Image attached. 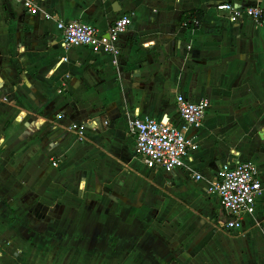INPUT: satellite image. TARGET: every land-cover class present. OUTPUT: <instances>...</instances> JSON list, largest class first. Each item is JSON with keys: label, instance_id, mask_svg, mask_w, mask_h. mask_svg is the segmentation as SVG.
I'll use <instances>...</instances> for the list:
<instances>
[{"label": "crops", "instance_id": "obj_1", "mask_svg": "<svg viewBox=\"0 0 264 264\" xmlns=\"http://www.w3.org/2000/svg\"><path fill=\"white\" fill-rule=\"evenodd\" d=\"M35 1L101 33L135 14L114 65L87 47L65 50L55 21L0 0V264H73L77 245L63 247L68 237L79 244L87 236L96 258L122 256L118 264H264V24L234 23L216 10L250 2ZM195 11L200 26L183 28L182 17ZM178 95L210 102L203 126L188 132L200 148L183 169L150 171L135 154L129 122L179 123ZM73 123L86 124V141L69 132ZM99 153L108 172L120 170L116 179L99 167ZM226 161L253 163L263 187L257 213L234 232L219 229L227 217L208 193ZM91 163L97 169L87 170ZM141 167L151 180L170 174L174 210L164 218L148 215L167 198L140 181ZM155 241L165 250L145 248Z\"/></svg>", "mask_w": 264, "mask_h": 264}, {"label": "built area", "instance_id": "obj_2", "mask_svg": "<svg viewBox=\"0 0 264 264\" xmlns=\"http://www.w3.org/2000/svg\"><path fill=\"white\" fill-rule=\"evenodd\" d=\"M21 4L31 16L41 13L47 21H55L61 34V45L65 50L87 47L94 54H108L118 65L121 49L118 45L134 20V12H128L116 19L106 33H101L95 26L82 21L65 22L57 14L42 11L35 0H14ZM250 5L242 6L231 2L216 6L218 12L225 13L229 20L236 23L244 18L261 26L264 24V0H248ZM198 26V25H196ZM186 28V23H182ZM66 61V59H65ZM179 123L156 121L150 117H135L129 122L130 134L135 138V154L150 171L162 170L171 173L185 168V161L199 148V142L188 136L190 129L198 130L203 126L210 108L207 100L191 101L183 95L176 98ZM69 132L79 142L86 141L87 126L73 123ZM60 160H53V167H58ZM202 180L201 174H196ZM263 187L256 166L247 161H226L218 174L209 184L208 193L219 198L227 220L219 222V229L226 232L238 231L248 216L258 211V199ZM264 213V210H263Z\"/></svg>", "mask_w": 264, "mask_h": 264}, {"label": "rangeland", "instance_id": "obj_3", "mask_svg": "<svg viewBox=\"0 0 264 264\" xmlns=\"http://www.w3.org/2000/svg\"><path fill=\"white\" fill-rule=\"evenodd\" d=\"M195 130V129H194ZM199 130V129H198ZM98 159H99V167L102 169V171H104V168L107 167L106 171H107V174L105 175L106 177H109L110 179L114 178L116 179V177L119 175V171L114 169H110L109 172H108V169L110 168V165L107 164L106 160L104 159L103 155L102 154H98ZM112 164V162H111ZM116 168V167H115ZM92 169H97V166H95L94 164H90V166L87 168V170H92ZM121 171L123 170L122 168H120ZM77 170H75L76 172ZM113 171V172H112ZM101 172V170H100ZM140 181L141 182H144V183H147V182H150L152 185L155 186L156 189H159L160 192H161V195L162 196H165V202L163 201H158V202H155L154 204V207L152 208H149L148 210V215L149 217L151 218V215L155 216L162 212V216L160 218H164V214L165 215H168L171 210H174V206H172L171 204V201H170V198L166 196V193L168 191V188H167V182L170 178V174H167L165 173V175H159L157 176V178H155L154 180H151V177H149V173L148 171L141 167L140 170ZM102 173V172H101ZM78 179V178H77ZM130 179V178H129ZM192 184L193 185H197V186H200V183H198L197 181H192ZM125 185L128 186V182L125 181ZM114 187L116 188V185L114 184ZM121 189L122 188H125L126 187L124 186H119ZM168 194V193H167ZM161 200H163L161 198ZM164 213V214H163ZM161 215V214H159ZM87 239V241L85 243H79L77 244V241H76V238L75 237H68V240L66 242V245L63 247V250H64V253L66 252H69L74 245H77V248L78 249V255L76 257V262L73 263V264H118V262H121V260H123L124 258L122 256H114V257H111V255H106V254H102L100 256V258H96L94 256L95 252H94V248H95V243H96V240L94 239V237H90V236H87L85 237ZM146 249L148 250H160V251H163L165 250V247L164 246H161L158 241H155L153 244H147L145 246ZM92 250V251H91ZM66 251V252H65ZM135 261H133L131 264H134Z\"/></svg>", "mask_w": 264, "mask_h": 264}, {"label": "trees", "instance_id": "obj_4", "mask_svg": "<svg viewBox=\"0 0 264 264\" xmlns=\"http://www.w3.org/2000/svg\"><path fill=\"white\" fill-rule=\"evenodd\" d=\"M182 23H186L188 29H196L200 26L202 22V13L200 11H195L186 14L182 17ZM198 25V26H196Z\"/></svg>", "mask_w": 264, "mask_h": 264}, {"label": "water", "instance_id": "obj_5", "mask_svg": "<svg viewBox=\"0 0 264 264\" xmlns=\"http://www.w3.org/2000/svg\"><path fill=\"white\" fill-rule=\"evenodd\" d=\"M171 264H178L176 261H173Z\"/></svg>", "mask_w": 264, "mask_h": 264}]
</instances>
